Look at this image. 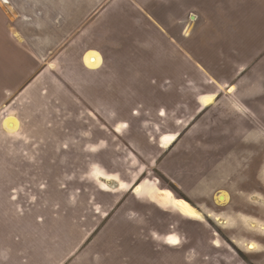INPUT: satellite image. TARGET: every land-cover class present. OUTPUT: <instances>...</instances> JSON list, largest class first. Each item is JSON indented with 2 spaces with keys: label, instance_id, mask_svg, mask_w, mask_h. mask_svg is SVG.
Instances as JSON below:
<instances>
[{
  "label": "crops",
  "instance_id": "0c3cea01",
  "mask_svg": "<svg viewBox=\"0 0 264 264\" xmlns=\"http://www.w3.org/2000/svg\"><path fill=\"white\" fill-rule=\"evenodd\" d=\"M242 80L245 90H264V0H0V264H264V184L253 173L244 199L211 213L219 221L175 206L183 221L152 215L143 223L142 198L129 182L133 215L116 195L119 183L99 188V200L67 197L64 211L60 191L76 188L28 181L31 171L93 174L86 162L110 135H129L131 153L152 164L182 141L174 128L189 124L173 116L200 115ZM80 111L104 136L68 153L85 157L84 170L62 168L57 151L75 141ZM62 126L69 135L54 134ZM165 136L176 137L167 149ZM32 143L58 146L46 156L33 154ZM47 190L61 194L50 202Z\"/></svg>",
  "mask_w": 264,
  "mask_h": 264
},
{
  "label": "rangeland",
  "instance_id": "374dc122",
  "mask_svg": "<svg viewBox=\"0 0 264 264\" xmlns=\"http://www.w3.org/2000/svg\"><path fill=\"white\" fill-rule=\"evenodd\" d=\"M237 88L239 90L231 94L222 92L219 95L221 100L218 103L196 117L193 116L194 111L192 112V110L178 112L176 116H173L172 120L176 124L180 125L184 121L189 125L184 128H174L180 131L182 141L176 146L173 153L168 156L164 153V157L159 156L152 164L131 153L133 150H130L131 146L127 142L129 135L119 138L110 135L107 148L102 151L100 156L93 157L90 162H86L85 157H68V153L75 156L76 152L83 149L87 139L97 141L104 136L102 134L98 136L100 129L92 128L84 123L87 112L80 111L79 123L77 121L76 131L72 133L75 141L60 144L61 151L59 153L57 151V155L58 157L60 155L61 159L57 158V160L62 168L68 169L69 166L73 165L72 167L84 170L85 162L86 165L87 163L93 164L90 166L91 170L94 169L93 174L66 173L59 175L48 173L38 175L32 174L31 171L28 181L31 184L41 182L60 183L63 186L69 187L72 185V188H76L77 190L73 191L63 189L60 191L62 194L50 190L45 192L47 201L51 198L50 202L55 200L53 193H60L62 202L58 201L61 205L59 208L64 211L69 208L64 206L63 201L67 197L73 199L78 197L83 203L86 200L92 201L96 196L99 200V188L103 187L106 191L108 189L115 191L117 190V183H119L118 188L120 191L116 195L119 198L126 197V214L133 215L135 212L134 207L128 201L134 200L129 191L131 188L124 185V183L129 182V185L136 184L133 186L134 193L138 198H142L139 200L142 205L141 208L137 209V214L141 215L143 223L153 221L152 215L155 218L157 216L165 218L164 220L174 216L183 221L179 216V212L183 213L174 204L176 199H183L185 203L188 201L187 204L197 213L199 210L202 213H210L209 217L219 221L211 213L228 208L235 200L246 197L244 194L246 189L244 180L248 174H255L256 179L259 181L258 188H261L260 186L264 184V90H245L244 80L239 81ZM232 89L231 87L229 90ZM240 97L244 98L240 99ZM205 98L212 100L211 97ZM205 98L202 99V104ZM64 114L66 112L59 113L61 116H64ZM14 122L16 121L13 119L7 120L6 125L9 129L15 130L17 128V122L16 124ZM54 131V134L69 135V132L63 126ZM172 138L175 141L176 137H163L160 142L161 147L167 149L168 142H171V144L174 142ZM39 145V143L31 144L33 154L38 149H43L44 155H53L54 148L58 146L54 143H45L37 147ZM62 147L66 149H62ZM103 147H97L96 150ZM49 162L50 160L47 159L46 163ZM253 162H256L255 165H253ZM160 165L163 168H160ZM47 167L58 166L47 164ZM168 170H172L173 174L170 175ZM103 173L109 174L105 176ZM136 187H138V191H135ZM159 192H168L173 198L166 199L162 205H159L155 200V196ZM41 193L40 191H31V195H36L35 197L38 194L41 195ZM220 195H224V202H220L218 199ZM49 196L51 197L49 198ZM58 198L59 195L56 196V199ZM217 204L222 206H217ZM88 206V204H85L83 207H79V210H82L85 215L87 213L85 208ZM97 209L98 214H100V208ZM89 227H92V225ZM181 229V227L176 226L174 230L180 231ZM253 250L255 248L250 251Z\"/></svg>",
  "mask_w": 264,
  "mask_h": 264
},
{
  "label": "bare ground",
  "instance_id": "6f19581e",
  "mask_svg": "<svg viewBox=\"0 0 264 264\" xmlns=\"http://www.w3.org/2000/svg\"><path fill=\"white\" fill-rule=\"evenodd\" d=\"M212 100L210 98H205L203 100V105L204 106H208L210 104ZM172 141H174V139H172ZM170 145H166V148L169 147ZM173 197L168 193V192H160L159 194H157L155 196V200L159 203V204H163V201L166 199H172ZM218 199L220 200V202H224L225 201V197L224 195H220L218 197ZM169 204V203H168ZM177 208H179L180 210H182L185 214H187L188 216H190V218H201L199 213H197L196 210H194L189 204L185 203L183 200L178 199L175 200V203ZM172 244V243H170ZM176 244V243H175ZM173 245V244H172ZM248 250H252L254 249V244L250 243L247 246Z\"/></svg>",
  "mask_w": 264,
  "mask_h": 264
},
{
  "label": "snow or ice",
  "instance_id": "6c2138e0",
  "mask_svg": "<svg viewBox=\"0 0 264 264\" xmlns=\"http://www.w3.org/2000/svg\"><path fill=\"white\" fill-rule=\"evenodd\" d=\"M161 115H163V113H161ZM169 242H170V243H172V244H175V243H177V241H176V240H173V239H171V238L169 239Z\"/></svg>",
  "mask_w": 264,
  "mask_h": 264
}]
</instances>
